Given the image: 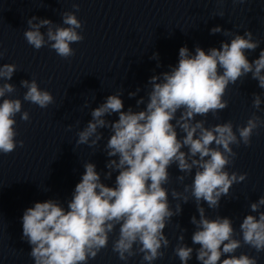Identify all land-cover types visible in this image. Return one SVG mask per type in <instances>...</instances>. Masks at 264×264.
Segmentation results:
<instances>
[{"label": "water", "instance_id": "obj_1", "mask_svg": "<svg viewBox=\"0 0 264 264\" xmlns=\"http://www.w3.org/2000/svg\"><path fill=\"white\" fill-rule=\"evenodd\" d=\"M73 4L79 5L78 11ZM64 12H74L82 22V28L77 31L84 39L71 45L73 56L64 59L49 46L36 50L27 43L24 31L29 19L36 16L38 20L49 19L53 25L66 27ZM217 26L222 31L211 34V29ZM224 31L233 35L251 31L260 46L246 55L249 61L257 59L264 50V0L243 3L233 0H0V52L3 53L0 65L17 66L12 79L0 80V85L5 82L14 85L16 90L10 94L11 98L20 99L22 112L27 111L30 116L29 121L21 120V113L15 117L16 140H23V147L18 144L12 153H0V264H34L29 255L31 246L22 239L24 211L36 202L49 199L66 208L86 162L96 165L101 182L115 185L117 172H113L111 179H105L110 158L104 149L110 129H98L103 138L95 147L76 144V133L92 119L91 111L118 92L125 111L129 107L133 111L143 110L151 90L150 78L176 66L181 47L187 46L192 54L196 46L206 52L212 47L219 48L222 42L230 43L233 38L225 36ZM41 32L47 39V27L41 28ZM154 53H158V59L152 58ZM31 79L53 95V104L42 109L23 100L27 89L21 86V81ZM129 93L136 95L130 97ZM253 94L261 97L259 110L253 107ZM141 98L145 103L138 106L137 100ZM224 99L228 107L217 117L209 113L196 119L205 120L206 127L231 121L234 131L238 126H245L254 114L264 120V89L259 88L251 73L230 84ZM104 118L115 121L118 114ZM177 131L181 137L184 135ZM232 148L237 157L227 170L247 173V178L233 184L229 194L221 198L219 208L210 209L204 202L201 206L209 218H230L236 230L235 238L242 240L239 226L246 215L258 216L251 212L250 205L264 196V127L254 131L250 146L241 143ZM194 171L181 183L177 177L184 174L176 165L169 169L170 182L165 185L169 189V203L173 209L179 203L182 211L167 224L164 231L170 245L161 249L164 257L153 264H181L174 254L181 234L183 243L194 249L188 264H200L195 255L199 245L191 240L196 231L191 217L199 219L196 203L191 198L184 203L171 197L172 189L183 192L184 185L192 182ZM118 231L119 226L110 234L107 248L88 264H142V255L125 262L112 251ZM235 254L256 257L257 264H264V252L257 253L248 245L237 249Z\"/></svg>", "mask_w": 264, "mask_h": 264}, {"label": "clouds", "instance_id": "obj_2", "mask_svg": "<svg viewBox=\"0 0 264 264\" xmlns=\"http://www.w3.org/2000/svg\"><path fill=\"white\" fill-rule=\"evenodd\" d=\"M73 8L78 11L79 5L73 4ZM62 17L66 27L33 16L24 31L27 43L36 50L49 46L64 59L73 56L71 45L84 39L77 31L82 28V22L74 12H64ZM43 27H47V39L41 32ZM221 31L217 26L211 29V34ZM224 35L233 36L230 43L222 42L219 48L212 47L207 52L196 46L192 54L187 46L181 47L178 64L150 78L151 90L143 110L133 111L129 107L125 111L118 92L91 111L92 119L76 133V144L95 147L103 138L98 129H110L104 149L110 158L105 179H111L113 172H117L115 185L101 182L96 165L86 162L66 208L52 199L27 208L22 216V239L31 246L29 255L34 264H88L107 248L109 236L117 226L118 237L112 243V251L121 261L142 255V264H153L163 258L165 253L161 249L170 245L164 230L182 211L179 203L174 209L170 205L169 189L165 187L170 182L172 165L184 174L177 177L181 183L195 170L192 182L184 185L183 192L172 189L171 197L184 203L191 198L196 203L199 219L192 216L190 222L196 226L191 240L199 245L195 249L197 261L257 264L256 257L235 253L243 245L257 253L264 252V211L261 210L264 196L250 205L251 212L258 216L249 214L243 218L239 226L242 240L235 238L236 230L230 218H209L201 206L204 202L210 209L219 208L221 198L229 194L233 184L247 178V173L227 170L237 157L232 145L250 146L254 131L264 127V120L255 114L235 131L231 121L206 127L205 120L196 119L209 113L217 117L228 107L224 97L229 85L249 73L258 81L259 88L264 89V50L253 61L246 55L255 51L260 42L253 39L251 31L243 35L224 31ZM152 58L158 59V53ZM16 71L15 64L0 65V80L10 81ZM21 86L27 89L24 101L42 109L54 103L53 95L42 90L35 79L22 80ZM15 90L11 83L0 85L2 154L12 153L18 144L23 147V140H16V115L21 113V120H30L29 113L22 112V101L11 98ZM135 95L129 93L130 97ZM144 103L143 98L137 100L138 106ZM261 103L260 95L253 94V107L259 110ZM113 114H118L117 120L104 118ZM177 129L184 134L182 137ZM177 239L174 254L181 264H188L194 249L183 243L182 234Z\"/></svg>", "mask_w": 264, "mask_h": 264}]
</instances>
